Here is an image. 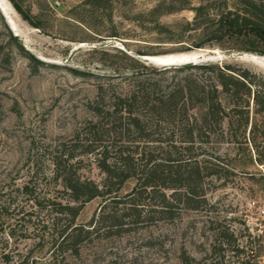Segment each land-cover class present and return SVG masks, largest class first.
Segmentation results:
<instances>
[{
    "label": "rangeland",
    "instance_id": "374dc122",
    "mask_svg": "<svg viewBox=\"0 0 264 264\" xmlns=\"http://www.w3.org/2000/svg\"><path fill=\"white\" fill-rule=\"evenodd\" d=\"M6 1L21 32L17 35L0 11V264H18L26 255L36 259L33 264H47L50 250L42 236L51 216L47 199L67 197L53 178L52 147L128 94L136 83L127 75L144 70L141 63L164 68L145 63L141 55L213 57L200 63H239L264 74V67L242 58L264 54L236 50L235 40L217 41L210 34L228 11L249 15L241 0H16L40 27ZM183 75L174 69L153 74L162 83ZM255 124L258 148L250 142ZM213 128L198 157L203 166L213 162L223 168L221 176H205L207 204L184 210L172 222L94 238L76 264H180L183 251L202 259L218 228L225 227L243 240L249 236L260 251L257 264H264V217L257 208L264 207V115L251 105L248 124L226 119L222 129ZM81 173L98 183L105 177L94 156ZM136 181L128 179L120 193ZM102 202L101 196L87 202L77 222L90 220Z\"/></svg>",
    "mask_w": 264,
    "mask_h": 264
},
{
    "label": "trees",
    "instance_id": "16d2710c",
    "mask_svg": "<svg viewBox=\"0 0 264 264\" xmlns=\"http://www.w3.org/2000/svg\"><path fill=\"white\" fill-rule=\"evenodd\" d=\"M11 1L26 20L40 27L31 13ZM241 1L249 6V15L228 11L210 34L217 41L235 40L236 50L264 54V2ZM10 36L25 50L17 35ZM29 56L37 65H45ZM141 65L144 70L127 75L135 80L134 88L118 97L112 109L100 110L96 121L52 147L53 178L67 197L47 199L51 216L42 235L50 250L47 264H76L83 246L94 238L122 236L159 221L172 222L184 210L202 208L208 202L205 176H221L223 168L210 161L203 166L198 157L210 142L213 126L222 129L226 119L242 118L248 124L251 105L256 114L264 115V74L249 67L211 61L159 70ZM170 69L184 75L167 83L153 76ZM257 130L255 124L250 142L258 148ZM93 156L105 174L102 183L81 173ZM132 177L136 184L121 194ZM98 196L103 197L100 208L86 223H78L85 204ZM36 204L40 203L36 200ZM242 236L230 227L218 228L202 259L183 251L180 264H257L260 251L253 248L249 236L245 240ZM25 262L37 261L26 255L18 264Z\"/></svg>",
    "mask_w": 264,
    "mask_h": 264
},
{
    "label": "bare ground",
    "instance_id": "6f19581e",
    "mask_svg": "<svg viewBox=\"0 0 264 264\" xmlns=\"http://www.w3.org/2000/svg\"><path fill=\"white\" fill-rule=\"evenodd\" d=\"M0 11L6 15L5 18L8 22V24L12 27V29L14 31H16L17 35H19V33L21 31L18 28V24H17V21L15 19L14 14H13V10L11 9V7L9 6V4L6 0H0ZM200 50H202L204 52V49H200ZM185 53H187V52H185ZM177 54H183V53H177ZM203 55H205V54H203ZM148 56H151V55H148ZM259 56L260 55L246 53L245 56H243L242 58L245 60H249L251 62H255V63L261 65L262 67H264V56L263 57H259ZM151 57H153V59L157 61V62H153V64H155V66L157 65L160 67H163V65H162V63L160 64L158 62H170V61H178V60H186V59L194 58L193 56H186V57L181 58V57L164 56V55L163 56L152 55ZM210 58H213V57H210ZM210 58H205L203 60L210 59ZM199 62H201V60Z\"/></svg>",
    "mask_w": 264,
    "mask_h": 264
},
{
    "label": "water",
    "instance_id": "95a60500",
    "mask_svg": "<svg viewBox=\"0 0 264 264\" xmlns=\"http://www.w3.org/2000/svg\"><path fill=\"white\" fill-rule=\"evenodd\" d=\"M4 17H6V15L4 13H2ZM242 57V56H241ZM206 57L201 56V57H194L191 59H186V60H178V61H170V62H158V63H162L164 68H170V67H176V66H185V65H191V64H197L200 63V60L205 59ZM140 59L142 61H144L145 63H153V62H157L156 60L153 59V57L148 56V55H141ZM207 60H211V59H207Z\"/></svg>",
    "mask_w": 264,
    "mask_h": 264
},
{
    "label": "built area",
    "instance_id": "2783aa9c",
    "mask_svg": "<svg viewBox=\"0 0 264 264\" xmlns=\"http://www.w3.org/2000/svg\"><path fill=\"white\" fill-rule=\"evenodd\" d=\"M252 204H253V205H257V201L253 200V201H252ZM257 208L259 209V213H260V215H261L262 217H264V207L258 206Z\"/></svg>",
    "mask_w": 264,
    "mask_h": 264
}]
</instances>
